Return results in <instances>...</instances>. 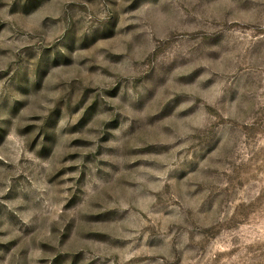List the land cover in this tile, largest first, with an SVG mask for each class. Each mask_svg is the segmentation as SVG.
Wrapping results in <instances>:
<instances>
[{
  "label": "rangeland",
  "instance_id": "374dc122",
  "mask_svg": "<svg viewBox=\"0 0 264 264\" xmlns=\"http://www.w3.org/2000/svg\"><path fill=\"white\" fill-rule=\"evenodd\" d=\"M0 264H264V0H0Z\"/></svg>",
  "mask_w": 264,
  "mask_h": 264
}]
</instances>
